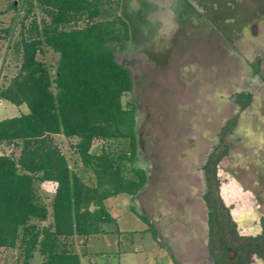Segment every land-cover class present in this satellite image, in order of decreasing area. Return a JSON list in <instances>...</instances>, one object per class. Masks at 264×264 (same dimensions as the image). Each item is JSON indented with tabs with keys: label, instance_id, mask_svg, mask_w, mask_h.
<instances>
[{
	"label": "rangeland",
	"instance_id": "1",
	"mask_svg": "<svg viewBox=\"0 0 264 264\" xmlns=\"http://www.w3.org/2000/svg\"><path fill=\"white\" fill-rule=\"evenodd\" d=\"M186 1L194 10L184 22L180 12L185 0H122L134 34L132 41L118 45L116 59L133 75L134 89L125 101L137 104L136 165L147 171L149 181L133 200L123 194L105 202L117 220L103 225L107 233L71 238L83 264H215L208 247L203 168L232 119L233 130L223 137L230 154L218 170L221 191L226 189L222 195L241 236L262 233L264 185L248 174L264 153V0ZM20 2L0 0V29L24 15ZM19 31L18 25L13 40ZM8 45L0 39L3 87L20 65ZM46 61L56 65L58 55L48 50ZM257 64L261 73L253 71ZM240 93L253 96L244 110L236 102ZM27 112L26 106L0 100V121ZM55 142L71 169L94 186V174L80 161L75 142L64 136H55ZM114 147L128 150L129 142L121 140ZM55 190V183L38 184L49 208ZM19 254L18 249H0V264H22ZM225 261L238 264V259ZM42 263L37 253L30 264ZM252 264L264 261L255 256Z\"/></svg>",
	"mask_w": 264,
	"mask_h": 264
},
{
	"label": "trees",
	"instance_id": "2",
	"mask_svg": "<svg viewBox=\"0 0 264 264\" xmlns=\"http://www.w3.org/2000/svg\"><path fill=\"white\" fill-rule=\"evenodd\" d=\"M22 10V17L0 29V39L20 57L17 73L0 85V100L28 109L0 121V150H12L0 153V249H18L22 264L37 253L42 264H83L71 238L107 233L103 225L117 220L105 202L123 194L133 200L149 181L136 165L137 104L125 101L134 89L133 75L116 59L118 45L132 41L134 29L122 0H21ZM191 10L185 0L184 22ZM48 50L58 55L56 65L46 61ZM238 102L246 107L250 95L240 94ZM234 124L230 120L223 133ZM55 136L75 142L94 186L71 169ZM121 140L129 142L128 150L114 147ZM227 154V147L212 153L204 166L209 245L217 264H230L225 260L232 253L238 264H250L254 255L264 260V236H239L219 196L217 166ZM46 182L56 184L50 208L38 192ZM152 230L157 236L154 225Z\"/></svg>",
	"mask_w": 264,
	"mask_h": 264
},
{
	"label": "flooded vegetation",
	"instance_id": "3",
	"mask_svg": "<svg viewBox=\"0 0 264 264\" xmlns=\"http://www.w3.org/2000/svg\"><path fill=\"white\" fill-rule=\"evenodd\" d=\"M252 68H254V69H253L254 72H256V73H261V70H260V67H259L258 64L255 65V66H252ZM240 94L250 95V102H249V104H248L246 107H242L241 104L238 102V96H239ZM240 94L236 95V102L240 105V107L242 108V110H244V109L248 108V107L251 105V103H252V101H253V96H252V94H250V93H240ZM232 120H235V119H232ZM223 129H224V127H223ZM223 129L221 130V133H220L219 145H217V147H215L214 151L211 152V153L209 154V156H210L212 153L220 154V153H221L226 147H227V150H228V154H230V145L224 143V141H223V137H226L228 134H230V133L232 132V130H233V126H232V128H231L228 132H226V133H223ZM221 147H222V148H221ZM228 154H227V155H228ZM227 155H226V156H227ZM209 156H208V158H209ZM226 156H224V157L222 158V160L219 162V164H218V166H217V178H218V180H219V196H220V198H221L223 204L225 205V207L229 210V216H230V218H231L233 224H235V226H236V231H237L238 235L241 236V235L239 234L238 230H237V223H236L235 219L233 218V215H232L231 209H230V207L227 206L226 203H225V199H224L225 197L222 195L221 186H220V185H221V181H220V179H219L218 170H219V168H220V166H221V164H222L223 159H224ZM208 158H207V160H208ZM207 160H206V162H207ZM206 162H205V164H206ZM205 164H204V166H205ZM254 167H255V172L252 173V174L249 173V174H248V177H251V180H252V181L264 185V153H263V158H262L260 161H258V163H256V165H254ZM203 169H204V168H203ZM204 172H205V169H204ZM235 173H237V172H235ZM235 178L238 179L237 177H235ZM206 181H207V180H206ZM207 193H208V191L205 192V194H204V196H203V199H204V201H205V203H206V205H207V208H208V213H207V225H208V235H209V240H210V224H209V220H210V209H209L208 204H207V202H206V200H205V196H206ZM262 225H263V230H262V233H261L260 235H257V236H241V237H258V236H264V221H263ZM156 229H157V227H156ZM157 230H158V229H157ZM157 232H158V231H157ZM209 244H210V242L208 243V247H209V249H210V245H209ZM210 251L213 253V251H212L211 249H210ZM234 255H235V253H232V254H231L232 259H233V256H234ZM213 256H214V258H215V264H217V257L214 255V253H213ZM255 256L258 257L257 255H254L253 258H254ZM253 258H252V262H251L250 264L253 263ZM258 258H260V257H258ZM260 259L263 260L262 258H260ZM263 261H264V260H263ZM175 263H176V264H179V263L176 262V261H175Z\"/></svg>",
	"mask_w": 264,
	"mask_h": 264
},
{
	"label": "crops",
	"instance_id": "4",
	"mask_svg": "<svg viewBox=\"0 0 264 264\" xmlns=\"http://www.w3.org/2000/svg\"><path fill=\"white\" fill-rule=\"evenodd\" d=\"M263 149H264V147H263ZM224 190H226V189H224L223 186H222V192H223Z\"/></svg>",
	"mask_w": 264,
	"mask_h": 264
}]
</instances>
